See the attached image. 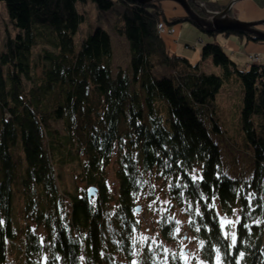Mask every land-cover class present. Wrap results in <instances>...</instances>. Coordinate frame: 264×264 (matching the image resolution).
Instances as JSON below:
<instances>
[{"label": "trees", "instance_id": "16d2710c", "mask_svg": "<svg viewBox=\"0 0 264 264\" xmlns=\"http://www.w3.org/2000/svg\"><path fill=\"white\" fill-rule=\"evenodd\" d=\"M79 1L87 0H0L11 27L0 34V264H10L14 247L15 264H162L166 249L142 242L135 208L141 197L158 198L156 176L170 205L188 216L204 264H264V61L241 70L209 41L201 55L222 74L206 73L157 33V21H191L184 11L167 14L162 0H120V8L91 0L114 16L112 30L127 41L129 68L114 71L105 27L77 45L85 19ZM196 1L213 11L229 4ZM157 65L170 67L168 75L156 76ZM232 74L243 85L241 128L253 160L247 177L225 171L213 139L222 129L205 119ZM113 157L116 186L107 177ZM91 186L98 191L88 197ZM167 214L159 228L171 243L176 219Z\"/></svg>", "mask_w": 264, "mask_h": 264}, {"label": "rangeland", "instance_id": "374dc122", "mask_svg": "<svg viewBox=\"0 0 264 264\" xmlns=\"http://www.w3.org/2000/svg\"><path fill=\"white\" fill-rule=\"evenodd\" d=\"M118 8H120V0ZM221 3H229L230 0H217ZM233 1V0H232ZM164 9L169 11L167 3L177 5V12H183V8L179 3L171 0H162ZM200 5L204 3L200 2ZM233 6L229 10L231 15L237 17L240 21L262 20L264 19V0H235ZM171 5V6H173ZM205 6V5H204ZM77 7L84 13L85 19L80 23L79 30L75 34L74 39L79 45L81 38L91 33L97 26L105 27L110 34L113 48V70L117 67L129 68L128 48L125 37L118 36L111 27L113 17L109 11L100 10L91 0L77 2ZM209 10V9H208ZM213 11V10H210ZM252 16V17H251ZM206 17V15H205ZM248 17H251L248 19ZM167 24V23H166ZM11 30L9 22L7 21L6 10L0 4V34H5V27ZM262 25V24H259ZM169 28L174 29L172 33L160 35L165 43V46L176 56H182L188 59L191 64H198V66L206 73L222 74V66L215 65L210 57H202L201 47L203 43L209 41L216 42L221 45L230 59L234 61L237 67L241 70L245 69L252 60L248 55L255 54L257 56L256 62L264 61V40L263 41H247L244 35L231 32L229 35L223 31L211 34L205 32L202 28L195 25L191 21H181L167 24ZM257 26V25H256ZM170 67L164 65H157L154 73L156 76L168 75ZM243 85L238 77L234 74L225 78L221 89L215 94L214 103L211 109H208V115L205 116L207 122L213 120L222 129L220 133L213 134V139L216 140L220 146L222 154V161L224 169L235 176L247 177L251 173L253 167V160L249 145L244 139V134L241 128L240 112L242 109L243 100ZM115 157H113L108 164L107 177L111 185L116 186L115 177ZM68 184L72 185L73 181L69 175L64 178ZM79 186H82L79 183ZM153 186L155 188V195L158 198H151L148 196L141 197L137 201L140 206V211L137 213L140 219L141 240L142 242L161 243L166 249L162 264H173L168 260L166 253L171 257L178 256L180 264H204L200 256L199 242L191 235L187 227L188 216H186L181 208L175 204L170 205V199L166 195V186L163 178L158 176L153 178ZM59 187V184H58ZM21 202L18 197L14 198L13 205V224L15 219L18 224L20 220ZM164 212H167L170 217L176 219V240L171 243L165 242L161 238L159 221ZM225 221V220H224ZM164 241V242H163ZM15 247L8 254V263L15 264L16 256Z\"/></svg>", "mask_w": 264, "mask_h": 264}, {"label": "water", "instance_id": "95a60500", "mask_svg": "<svg viewBox=\"0 0 264 264\" xmlns=\"http://www.w3.org/2000/svg\"><path fill=\"white\" fill-rule=\"evenodd\" d=\"M139 2L143 1H154V0H137ZM175 3H179L181 7L183 8L184 12L189 15L192 22L199 25L205 32L209 33V31H230V30H237L246 32L249 34H256L261 40H264V31H261L256 28V25L264 24V19L262 20H251L250 21H243L239 20L237 17L229 14V8L233 1L227 5L222 10L219 11H210L205 8L204 5H200L198 1L196 0H171ZM196 3L199 4L201 10L205 13V16L200 15L198 12H195L190 3ZM98 188L91 186L87 190V196L92 197L97 194ZM136 211H140V206L137 205Z\"/></svg>", "mask_w": 264, "mask_h": 264}, {"label": "built area", "instance_id": "2783aa9c", "mask_svg": "<svg viewBox=\"0 0 264 264\" xmlns=\"http://www.w3.org/2000/svg\"><path fill=\"white\" fill-rule=\"evenodd\" d=\"M156 25H157V32L160 35L174 32V29L172 28L167 27L165 29L166 25L162 21L157 22ZM249 59L253 61V59H257V56L255 54L249 55Z\"/></svg>", "mask_w": 264, "mask_h": 264}, {"label": "crops", "instance_id": "0c3cea01", "mask_svg": "<svg viewBox=\"0 0 264 264\" xmlns=\"http://www.w3.org/2000/svg\"><path fill=\"white\" fill-rule=\"evenodd\" d=\"M171 5H173V4H169V3L166 4V6L169 7V11L167 9H165V12L167 14H176V12H177V7L176 6L177 5L176 6L175 5L171 6ZM231 6H233V4H231ZM251 17H248V19H250Z\"/></svg>", "mask_w": 264, "mask_h": 264}, {"label": "bare ground", "instance_id": "6f19581e", "mask_svg": "<svg viewBox=\"0 0 264 264\" xmlns=\"http://www.w3.org/2000/svg\"><path fill=\"white\" fill-rule=\"evenodd\" d=\"M231 2V1H230ZM229 2V3H230ZM229 5V4H228ZM189 16V15H188ZM190 18V17H189ZM191 20V19H190ZM157 22H159V21H157ZM163 22V21H162ZM191 22H192V20H191ZM164 23V22H163ZM192 23H194V22H192ZM165 24V23H164ZM195 24V23H194ZM166 25V27H165V29L168 27L167 26V24H165ZM195 25H197V24H195ZM197 26H199V25H197ZM200 27V26H199ZM201 28V27H200ZM158 33V32H157ZM248 58H249V55H248ZM258 59V58H257ZM257 59H256V61H257ZM255 60H253V61H251V63H253V62H256Z\"/></svg>", "mask_w": 264, "mask_h": 264}]
</instances>
